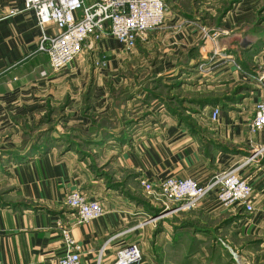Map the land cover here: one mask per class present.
Instances as JSON below:
<instances>
[{"label":"crops","instance_id":"0c3cea01","mask_svg":"<svg viewBox=\"0 0 264 264\" xmlns=\"http://www.w3.org/2000/svg\"><path fill=\"white\" fill-rule=\"evenodd\" d=\"M263 4L167 0L163 23L135 48L125 50L107 37L54 71L37 50L41 31L34 14L23 9L22 0H0V186L6 190L0 200V261L56 264L64 250L58 222L75 217L65 198L79 189L100 201L103 214L70 233L82 245L84 264H94L99 248L115 236L106 246L107 263L117 248L140 245L148 234L149 224L135 227L153 212L141 180L204 182L264 144V130L249 132L261 91L223 59L229 53L249 71L264 68ZM217 28L224 32L207 36L205 31ZM98 54L107 60L102 69L93 65ZM203 60L208 69L198 72ZM180 78L186 92L202 101L185 121L148 95L157 84ZM235 86L244 88L233 106L208 101ZM214 106L221 112L211 121ZM238 173L252 184L258 208L243 233L264 247V156ZM196 213L212 223L232 215L223 214L213 193L187 215Z\"/></svg>","mask_w":264,"mask_h":264},{"label":"built area","instance_id":"2783aa9c","mask_svg":"<svg viewBox=\"0 0 264 264\" xmlns=\"http://www.w3.org/2000/svg\"><path fill=\"white\" fill-rule=\"evenodd\" d=\"M22 4L24 10L31 11L35 16L41 31L37 50L47 55L54 71L71 63L84 48H92L107 37L115 38L125 50L135 48L138 41L146 40L151 31L161 26L167 9L166 0H22ZM205 32L210 38H215L224 30ZM223 59L234 73H244L233 55L225 54ZM106 62L104 54L93 58V65L97 69L104 68ZM207 69V60L198 63V72ZM246 80L261 91L249 122V132L255 134L264 130V68L247 75ZM220 112L221 108L214 106L210 113L211 121H216ZM263 156L264 144L253 146L242 162L214 173L204 182L192 177L173 176L156 182L141 180L145 193L159 211L135 227L151 224L169 214L193 210L210 193L214 194L221 211L251 217L258 211L256 195L252 184L238 171L250 163L260 162ZM65 202L75 217L65 225L58 222L64 250L56 264H84L81 259L82 245L72 237L71 227L99 218L103 209L98 199L88 197L79 189L70 191ZM247 221L250 223L249 219ZM238 223L240 221H236L240 227ZM111 238L99 248L94 264H144L141 247L136 241L117 248L112 258L105 263V250ZM0 264L8 263L0 261Z\"/></svg>","mask_w":264,"mask_h":264},{"label":"rangeland","instance_id":"374dc122","mask_svg":"<svg viewBox=\"0 0 264 264\" xmlns=\"http://www.w3.org/2000/svg\"><path fill=\"white\" fill-rule=\"evenodd\" d=\"M260 8L263 11L264 4ZM240 66L242 67L241 64ZM242 69L246 76L256 71ZM182 83L183 79L180 78L177 84H157L148 95L159 98L169 113L185 121L192 113L197 112L202 101L190 96L186 87L181 86ZM243 88L235 86L229 92L218 93L214 104L218 103L221 107L233 106L232 103L243 97ZM5 193V186L1 185L0 200ZM151 211L154 216L159 209L151 205ZM188 212L169 214L148 225V234L140 244L144 264H264V247L260 241L243 233L250 217L240 215L244 217L240 222L242 224L234 227L232 222L226 221L229 217L212 223L204 220L198 213L188 216ZM223 214L227 217L230 212L224 211ZM178 224H181V228H178Z\"/></svg>","mask_w":264,"mask_h":264},{"label":"trees","instance_id":"16d2710c","mask_svg":"<svg viewBox=\"0 0 264 264\" xmlns=\"http://www.w3.org/2000/svg\"><path fill=\"white\" fill-rule=\"evenodd\" d=\"M208 101H210L211 103H214L215 101L214 100H208ZM43 119L44 118H42L41 120H40V122H43ZM48 139V138H47ZM50 140V139H49ZM44 141H46V139H44L43 140V142ZM42 143V142H41ZM46 147V146H45ZM44 146H42V145H40V144H36V146H35V148H37V150L38 151H41V152H44L45 150H46V148H45ZM241 214H236V215H231V217L229 218V220H227L228 222H236V221H239V219L241 218V216H240Z\"/></svg>","mask_w":264,"mask_h":264}]
</instances>
